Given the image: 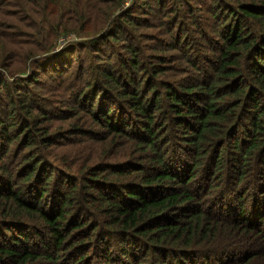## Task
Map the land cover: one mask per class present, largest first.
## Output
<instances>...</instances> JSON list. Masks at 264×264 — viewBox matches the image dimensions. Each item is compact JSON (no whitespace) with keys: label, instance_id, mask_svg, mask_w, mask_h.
<instances>
[{"label":"trees","instance_id":"1","mask_svg":"<svg viewBox=\"0 0 264 264\" xmlns=\"http://www.w3.org/2000/svg\"><path fill=\"white\" fill-rule=\"evenodd\" d=\"M126 1L0 0V264H264V0Z\"/></svg>","mask_w":264,"mask_h":264},{"label":"rangeland","instance_id":"2","mask_svg":"<svg viewBox=\"0 0 264 264\" xmlns=\"http://www.w3.org/2000/svg\"><path fill=\"white\" fill-rule=\"evenodd\" d=\"M131 2H132V0H127V1H126V4L129 5ZM75 39H76V37L73 38V36L70 37V38H67V39H65V40H64V38L60 39V43H59V45H58V49H59V48L66 47V46L69 45V44H73L72 42H74ZM70 41H71V42H70ZM69 42H70V43H69Z\"/></svg>","mask_w":264,"mask_h":264}]
</instances>
